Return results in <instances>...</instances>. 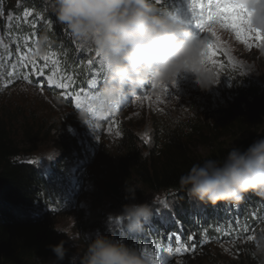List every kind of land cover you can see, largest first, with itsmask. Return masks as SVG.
Masks as SVG:
<instances>
[{
  "label": "clouds",
  "instance_id": "obj_1",
  "mask_svg": "<svg viewBox=\"0 0 264 264\" xmlns=\"http://www.w3.org/2000/svg\"><path fill=\"white\" fill-rule=\"evenodd\" d=\"M235 2L247 10L246 26L264 33V0ZM47 4L68 34L82 47L98 52L105 66L103 83L91 101L94 111L87 106L74 109L83 123L102 121L148 84H170L187 75L202 91L217 85V73L204 58L207 41L156 0H47ZM209 27L224 31L218 19ZM48 43L45 33L39 49L43 51ZM178 183L189 198L206 205H238L248 193L264 199V137L246 149L232 145L222 160L206 158L194 163ZM137 188L128 184L125 198L135 200ZM151 215L150 204L128 203L115 219L126 220L129 231L140 232ZM79 239H72L78 247L76 264H152L123 240L97 232L94 238L84 237L81 251ZM65 243L49 245L61 261L68 251ZM255 243L254 255L264 256V234Z\"/></svg>",
  "mask_w": 264,
  "mask_h": 264
},
{
  "label": "trees",
  "instance_id": "obj_2",
  "mask_svg": "<svg viewBox=\"0 0 264 264\" xmlns=\"http://www.w3.org/2000/svg\"><path fill=\"white\" fill-rule=\"evenodd\" d=\"M250 94L255 106L248 114L239 107L241 104L233 105V109L224 112L227 114L216 116L213 123H200L191 126L187 134L168 136L163 150L157 149L149 157L133 148L120 160L111 177L98 184V190L118 209L144 199L145 194L171 188L178 190L180 208L188 206L191 198L181 191L178 181L194 163L206 158L222 160L232 145L246 149L264 137V90L254 85ZM9 110L0 106V264H76L72 242L55 230L56 216L42 211L39 198L42 191L43 196L49 191L43 174L35 165L20 159L26 146L50 140L51 124L33 119L29 112L22 115L15 109L11 114ZM66 117H70L69 112ZM17 130L21 135L15 134ZM68 148L66 145L62 150ZM128 184L138 187L135 200L125 198ZM61 240L68 250L62 261L49 248ZM215 259L214 252L205 257L209 262ZM246 264L255 263L247 259Z\"/></svg>",
  "mask_w": 264,
  "mask_h": 264
},
{
  "label": "rangeland",
  "instance_id": "obj_3",
  "mask_svg": "<svg viewBox=\"0 0 264 264\" xmlns=\"http://www.w3.org/2000/svg\"><path fill=\"white\" fill-rule=\"evenodd\" d=\"M22 1L24 0H15V5L17 9H22ZM32 1V0H31ZM37 1V0H34ZM29 2V1H28ZM39 3L41 4V11L34 10L36 8L35 6H30L28 3L25 5L28 8H31L32 10L28 12L29 16H34V18H37L38 22H43L47 24L48 29H53V34H57L60 38H57L51 42V46L56 50L58 54L64 55L65 53H68V56H70V59L79 66H85L87 67V71H91L93 69H96V66H103V62L99 64V61H97V58H93V54L90 53L91 48H85L82 47L79 42L75 41L69 34H65L60 29V24L56 20V17L52 15L47 9L48 4L47 0H39ZM66 36L68 37V42L65 41ZM64 47V48H63ZM91 58L94 60L95 64L94 66L90 67L87 63V60ZM80 61L82 64H80ZM97 61V62H96ZM261 72L256 75H251L253 79H256V83L263 85L264 88V66H260ZM250 77V76H248ZM95 79V78H94ZM246 105H249L248 100L245 101ZM0 106L3 107L5 110H9L11 114L14 113L15 109L18 110L19 113L24 115L25 113L29 112L31 117H34L33 119L41 120L43 123H45L47 126L50 125L51 127V136L49 141L39 140L33 145L26 146L25 150L21 151L22 158L24 159L25 163H29V161H37L35 164L36 167L41 168L46 174L47 172H50L54 175V172L50 170V165L48 164V161L55 160L59 155H62V152L66 145H70V141L67 140V136L69 134V127H71L70 124H74V120L72 119V115L67 119L66 117V111L65 109L59 110L57 107L51 106V103L45 99H39L34 96V94L31 92L29 88H20L18 90L7 92L4 97L0 98ZM255 105H252L254 109ZM251 108V107H250ZM196 107H193V110H195ZM8 111V112H9ZM250 112V109L246 110V113L248 114ZM132 116H135L133 113ZM192 119H195L192 117ZM161 120L156 119L154 123V127L157 125H161ZM209 122V121H206ZM150 123H146L145 119L141 121H133L130 123L126 130V134L128 136H135L138 135V133H142L147 128H151ZM17 136L21 135L18 130L15 133ZM126 144V141H125ZM127 148V145H126ZM67 151V150H65ZM126 149L121 150L120 152H110L106 158L103 159L105 165L102 163H97L95 166L98 169L97 175L100 173L101 170H106L108 167H111L109 169L114 170V166H110L109 162L112 161L115 157H120L125 153ZM26 156V157H25ZM109 171V170H107ZM93 195L88 197L89 194L85 195L84 199L87 200L88 205L90 208L86 212L87 219H93V221L97 224L104 223V228L107 229L109 227V223L107 222L108 219V210L111 209V200H106L105 197H101V194L97 192H93ZM88 197V198H87ZM115 208V207H113ZM70 215V216H69ZM69 215H61L56 216L54 218L57 219L56 221V227L58 229L63 230L64 232H77L78 227L76 226V222L73 219V214ZM111 215V213H110ZM59 234H64L65 236L67 234L58 232ZM67 236H71L67 235ZM217 259L213 260V262H209L205 259H203L201 256H198L193 259H183L178 264H233L231 263L233 259H235L234 255L230 253H216ZM244 262L241 261L239 264H243Z\"/></svg>",
  "mask_w": 264,
  "mask_h": 264
},
{
  "label": "snow or ice",
  "instance_id": "obj_4",
  "mask_svg": "<svg viewBox=\"0 0 264 264\" xmlns=\"http://www.w3.org/2000/svg\"><path fill=\"white\" fill-rule=\"evenodd\" d=\"M191 7L194 12L195 16V23L197 27L200 29L201 36L207 41L204 58L208 65H210L212 68H223V64H221L216 57L224 53L225 55H228V52L226 48L223 46L220 35L217 31L209 27V23L213 19H218L224 30L230 31L235 35V38L237 41H239L240 44L252 48L253 47V41H255V47L260 48L264 47V33H260L258 30L251 29L247 27V10L237 4L235 0H191ZM30 51V49H29ZM95 52V51H94ZM95 57L98 59L99 64L102 63V60L100 58V55L98 52H95ZM20 61H22V67L27 68L30 73H33L36 76L44 77V67H47V65H44V67L37 66L35 60H32L31 58L21 55ZM44 60H48V57H44ZM228 61L229 63H234L233 58L231 55H228ZM87 63L90 67L94 66L95 62L93 59L89 58L87 60ZM15 67V65L13 66ZM51 74L47 75L46 83L48 85H53L59 89L62 90H71L69 92L70 95V102H71V94L72 92H75L74 89H72L71 85V77H69V82L65 83L63 80H56L54 77L56 76L55 69H50ZM96 77H104V72L102 71L101 67L96 69L95 72ZM22 78L26 80L28 83H31L32 80L30 76L23 75ZM37 85L40 88H43L44 85L40 83L39 80L36 81ZM92 84L95 85V87L88 92H85L84 89H80L79 92H75L74 95V106L75 108H81L82 106H87L89 108V111H94L91 105V101L94 99L96 92L98 91L101 84L98 83L97 79L92 80ZM169 85L170 87L176 86V81L171 82L170 84H163V85H152L151 88L161 89L162 92H168L169 91ZM135 99H140V96L137 95L134 97ZM148 100H152L151 96L145 97ZM159 99V96L157 97ZM121 109V106H118L116 111L107 114L103 121H108L111 119V117L116 113L119 112ZM89 124H91V121H89ZM94 127H98L94 126ZM109 131H111V127L109 128ZM37 161H29V163H36ZM164 203V206L167 207L166 202ZM174 240L176 239L175 234H173L172 237ZM191 239V237H190ZM249 239H255V237H249ZM179 243V241H177ZM187 252V248L183 247V245L178 246L175 248L174 252L171 247L161 248L159 251H156L152 254L151 259L153 261V264H160V258L163 254H169L171 256H174L176 254ZM143 254L145 256H148L147 249L143 250Z\"/></svg>",
  "mask_w": 264,
  "mask_h": 264
}]
</instances>
